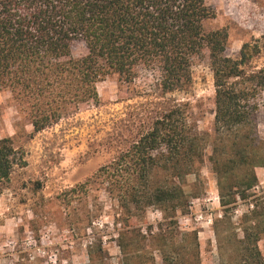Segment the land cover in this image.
Returning a JSON list of instances; mask_svg holds the SVG:
<instances>
[{
    "label": "trees",
    "instance_id": "1",
    "mask_svg": "<svg viewBox=\"0 0 264 264\" xmlns=\"http://www.w3.org/2000/svg\"><path fill=\"white\" fill-rule=\"evenodd\" d=\"M211 18L204 0H0V87L19 101L38 133L97 105L96 86L110 76L131 84L145 70L163 95L186 91L193 62L206 56L214 88L209 162L227 218L238 201L249 198L254 168L264 164L256 155L264 66L250 67L262 49L257 40L229 57L227 30L203 28ZM76 41L85 54L72 58ZM206 140L180 106H160L124 153L96 173L107 179L125 215L115 239L118 264H155L153 252L160 264H201L196 231L180 232L175 214L187 206L182 186L202 162ZM16 154L8 138L0 140V184L9 178ZM238 170L239 181L227 184ZM149 208L162 220L156 232L147 226L142 235L132 220ZM227 226L216 233L220 264H264L258 247L264 241V206L251 205L237 226ZM86 254L85 264H110L100 243Z\"/></svg>",
    "mask_w": 264,
    "mask_h": 264
},
{
    "label": "rangeland",
    "instance_id": "2",
    "mask_svg": "<svg viewBox=\"0 0 264 264\" xmlns=\"http://www.w3.org/2000/svg\"><path fill=\"white\" fill-rule=\"evenodd\" d=\"M213 18L203 24L206 32L227 30V54L237 58L244 43L257 40L260 54L250 67L264 66V0H204ZM85 54L83 43L71 45V57ZM192 81L186 91L163 95L150 72L139 70L131 84L110 76L96 86L99 102L33 133L22 105L11 92L0 87V140L8 138L16 149V164L0 184V264H85L87 249L100 243L110 264H118L117 229L124 217L108 192L110 184L96 173L118 158L137 138L157 107L180 106L192 129L206 137L202 162L183 184L186 208L175 214L180 232L196 231L201 264H220L216 233L228 223L237 226L251 205L264 206V164L254 168L256 185L247 200L238 201L223 216L220 185L212 171L211 135L214 117V88L207 57L193 62ZM256 152L264 163V118L257 128ZM238 170L227 180L241 178ZM86 181L87 186L78 188ZM226 185L223 183V186ZM235 190V189H234ZM161 213L146 209L137 213L133 228L146 235L147 226L156 232ZM238 234L239 232L236 231ZM258 247L264 257V241ZM154 263L160 264L156 252Z\"/></svg>",
    "mask_w": 264,
    "mask_h": 264
}]
</instances>
